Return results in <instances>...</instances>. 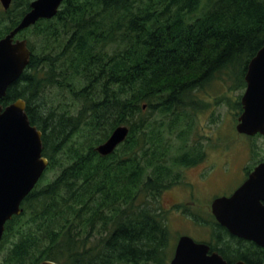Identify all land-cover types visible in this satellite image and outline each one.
Segmentation results:
<instances>
[{
	"label": "trees",
	"instance_id": "1",
	"mask_svg": "<svg viewBox=\"0 0 264 264\" xmlns=\"http://www.w3.org/2000/svg\"><path fill=\"white\" fill-rule=\"evenodd\" d=\"M32 1L0 7V39ZM17 38L32 55L1 102L26 101L49 166L6 223L0 264L169 263L160 198L206 159L194 139L210 105L200 89L214 80L246 88L264 45V0H64ZM241 96L216 101L239 117ZM119 125L127 139L101 155L96 147ZM205 222L211 238L231 236L211 213Z\"/></svg>",
	"mask_w": 264,
	"mask_h": 264
},
{
	"label": "water",
	"instance_id": "2",
	"mask_svg": "<svg viewBox=\"0 0 264 264\" xmlns=\"http://www.w3.org/2000/svg\"><path fill=\"white\" fill-rule=\"evenodd\" d=\"M0 1L5 9L13 2ZM63 1L33 0L19 24L0 39V243L6 223L23 212V200L49 166V158L43 154L42 131L31 123L26 101L19 98L7 105L1 102L9 87L25 71L32 55L28 40L17 35L40 19L56 16ZM245 80L247 85L241 97L243 112L236 130L251 136L264 135V45L250 60ZM129 132V126L119 125L96 147L97 151L101 155L111 154L127 139ZM260 199H264V161L231 196L216 197L211 208L216 220L230 233L264 246V225L258 221L264 210L257 206ZM208 252L207 243L182 235L170 264H227L219 254ZM40 264L61 263L46 259Z\"/></svg>",
	"mask_w": 264,
	"mask_h": 264
},
{
	"label": "rangeland",
	"instance_id": "3",
	"mask_svg": "<svg viewBox=\"0 0 264 264\" xmlns=\"http://www.w3.org/2000/svg\"><path fill=\"white\" fill-rule=\"evenodd\" d=\"M228 85L214 80L200 89V97L210 105L196 119L194 139L203 138L206 159L184 168V183L167 189L160 198L170 230V254L182 235L196 241L212 237L211 228L205 225V220L210 219L211 202L216 196L231 192L244 177L245 168L264 158V136L239 133L237 111L224 101H216L221 95L235 100L243 94L244 89L229 90ZM55 173L56 170L50 172L49 177Z\"/></svg>",
	"mask_w": 264,
	"mask_h": 264
},
{
	"label": "flooded vegetation",
	"instance_id": "4",
	"mask_svg": "<svg viewBox=\"0 0 264 264\" xmlns=\"http://www.w3.org/2000/svg\"><path fill=\"white\" fill-rule=\"evenodd\" d=\"M244 91H245V89H244ZM242 112H243V110H242ZM257 135L258 136L259 135L260 136H264V135H261L259 133L256 134V135H253V136H257ZM263 161H264V158L259 160V161H257L252 166H247L245 168L246 169V171H245L246 173H245L244 177L242 178V180L238 181V183L236 184L235 188L231 192L222 193V194H220V195H218L216 197H219V196H231L249 178L251 172L255 169V167L257 165H259ZM211 204H212V202H211ZM257 206L259 208H261V210L264 209V199H260L257 202ZM210 213L212 215H214L213 212H212V208H211V212ZM215 221L218 222L216 220V218H215ZM258 221H259V223H262L264 225V210L262 212V216L260 217V219ZM221 226H223V225H221ZM229 234L231 236L229 238L228 237H224L221 240V242L218 241L219 239L216 240V239L211 238V237L207 241H199V242L207 243L209 245L208 254L209 255H212L213 253L219 254L227 262V264H236L238 262H244L245 264H264V246L263 245L257 243L255 240H252V239H248V238H245V237H242V236H237V235H234V234H232L230 232H229ZM232 236L236 237L235 240H231ZM215 243H218V244L216 246H214ZM176 245H175V248H176ZM215 247H217V248H215ZM174 254H175V249H174L173 256H174ZM173 256H172V258H173ZM169 264H170V262H169Z\"/></svg>",
	"mask_w": 264,
	"mask_h": 264
}]
</instances>
